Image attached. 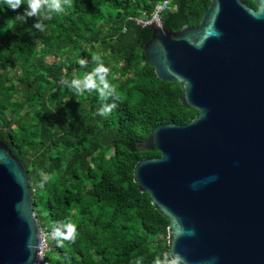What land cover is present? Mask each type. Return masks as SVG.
Listing matches in <instances>:
<instances>
[{
	"label": "trees",
	"instance_id": "trees-1",
	"mask_svg": "<svg viewBox=\"0 0 264 264\" xmlns=\"http://www.w3.org/2000/svg\"><path fill=\"white\" fill-rule=\"evenodd\" d=\"M161 1L63 0L40 31L36 16L20 17L27 0L15 10L0 0V140L28 169L39 220L51 221L42 228L75 230L73 239H51L50 264H157L165 254L175 264L170 221L134 181L137 162L161 154L137 146L153 126L198 113L141 49L152 31L137 18H151ZM171 2L162 20L176 31L199 25L211 0ZM105 85L112 94H102Z\"/></svg>",
	"mask_w": 264,
	"mask_h": 264
},
{
	"label": "water",
	"instance_id": "water-1",
	"mask_svg": "<svg viewBox=\"0 0 264 264\" xmlns=\"http://www.w3.org/2000/svg\"><path fill=\"white\" fill-rule=\"evenodd\" d=\"M211 0L197 26L148 23L141 49L177 82L190 122L153 126L134 168L170 223L175 264H264V0ZM41 224L29 172L0 140V264H38Z\"/></svg>",
	"mask_w": 264,
	"mask_h": 264
},
{
	"label": "clouds",
	"instance_id": "clouds-1",
	"mask_svg": "<svg viewBox=\"0 0 264 264\" xmlns=\"http://www.w3.org/2000/svg\"><path fill=\"white\" fill-rule=\"evenodd\" d=\"M4 4L11 9H18L22 4H25V0H4ZM63 11V0H27V4L24 10V14L20 15L22 19H25L27 16H36L37 20L35 21V28L40 31L44 30L45 19H50L51 16L55 13H59ZM81 64L86 63L84 59L80 60ZM82 81L78 79H73L71 81V86L76 90H81ZM95 85H90V87ZM107 88V93L102 90V94H112V89ZM116 104L113 103L109 106L101 107L99 110L100 115H107L111 109L115 108ZM74 228L69 227L67 233H62L59 228L53 226V230L51 232L52 237L57 241V243H62L63 240L73 239L74 238ZM157 264H168V255L165 254L164 260L158 261Z\"/></svg>",
	"mask_w": 264,
	"mask_h": 264
},
{
	"label": "built area",
	"instance_id": "built-area-1",
	"mask_svg": "<svg viewBox=\"0 0 264 264\" xmlns=\"http://www.w3.org/2000/svg\"><path fill=\"white\" fill-rule=\"evenodd\" d=\"M172 0H162L161 2L157 3L154 8V13L151 18H148L147 16L137 18V22L142 24L143 26H147L148 23L155 22L157 20H162L163 14L170 10L171 8V2ZM41 243H40V256L38 260V264H50V260L46 258V255L51 251L52 244L51 239H54L52 235L48 232V230H45L41 226Z\"/></svg>",
	"mask_w": 264,
	"mask_h": 264
},
{
	"label": "rangeland",
	"instance_id": "rangeland-1",
	"mask_svg": "<svg viewBox=\"0 0 264 264\" xmlns=\"http://www.w3.org/2000/svg\"><path fill=\"white\" fill-rule=\"evenodd\" d=\"M42 214H45L44 212H42ZM40 224L43 228L47 229L46 227L47 226H50L51 225V221L49 219H44V218H41L40 219ZM52 253V252H51Z\"/></svg>",
	"mask_w": 264,
	"mask_h": 264
}]
</instances>
